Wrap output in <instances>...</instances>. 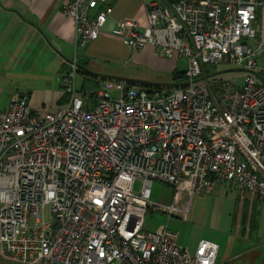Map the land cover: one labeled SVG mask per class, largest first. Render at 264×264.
<instances>
[{
    "label": "built area",
    "instance_id": "2783aa9c",
    "mask_svg": "<svg viewBox=\"0 0 264 264\" xmlns=\"http://www.w3.org/2000/svg\"><path fill=\"white\" fill-rule=\"evenodd\" d=\"M258 4L143 0L146 23L119 20L109 34L131 50L152 46L163 56L185 58L188 84L157 90L105 80L99 101L85 109L76 88L77 54L101 36L113 7L108 0L65 1L62 12L75 26L74 58L60 75L68 105L44 113L16 94L0 110V258L20 264H218L216 242L201 240L191 252L167 224L153 231L144 224L151 209L168 220L185 215L194 194L217 182L264 201ZM219 64L252 72L241 81H195L209 75L207 65ZM155 180L173 187L171 203L150 201ZM185 193L188 202L180 206Z\"/></svg>",
    "mask_w": 264,
    "mask_h": 264
},
{
    "label": "rangeland",
    "instance_id": "374dc122",
    "mask_svg": "<svg viewBox=\"0 0 264 264\" xmlns=\"http://www.w3.org/2000/svg\"><path fill=\"white\" fill-rule=\"evenodd\" d=\"M82 50L84 48L78 51L77 60L82 58ZM48 57L46 55L30 57L32 61L16 62L14 65L5 66L6 69L1 68V111L8 107L12 95L16 94L27 95L30 107L42 109L44 113L56 112L68 105L70 94L62 86L60 75L69 70L74 53L69 58L68 68L63 69L61 73V65ZM180 60V70H185L187 61L185 58ZM102 63L110 66L120 65L108 61ZM233 69L235 67L230 64L206 67L207 74L217 73L210 78L211 81L230 77L241 81L246 73L230 71ZM221 71L223 73L219 74L218 72ZM90 73L94 74L91 71ZM261 78L264 79V72ZM105 80L116 79L88 77L85 73L77 72L76 88L83 98L85 109H90L99 101L98 91L104 90ZM171 83L179 84L183 81L177 80ZM111 94L116 95L114 91H111ZM141 188V182L137 181L135 189L140 191ZM150 191V201L155 204H169L174 198L173 187L158 180L152 182ZM182 200L184 204L188 202L187 194H184ZM189 204V210L185 215H173L169 220L166 213L149 210L145 218V230L153 231L167 224L169 230L178 232L179 243H185L182 245L191 252L201 240L214 241L220 247L218 262L224 257L223 264H253L257 257L264 254L263 200L256 199L250 193L241 194L230 182H217L211 190L204 189L195 193ZM50 216L48 209L46 217ZM0 264L17 263L0 258Z\"/></svg>",
    "mask_w": 264,
    "mask_h": 264
},
{
    "label": "crops",
    "instance_id": "0c3cea01",
    "mask_svg": "<svg viewBox=\"0 0 264 264\" xmlns=\"http://www.w3.org/2000/svg\"><path fill=\"white\" fill-rule=\"evenodd\" d=\"M65 1L0 0V72L7 65L32 61L30 57L39 55L49 56L61 65L60 73L68 68L69 58L74 53L75 26L73 19L62 12ZM108 3L112 5L113 12L101 36L82 50L83 56L78 60L81 70L78 72L90 77L92 75L88 72L91 71L95 73L96 76H92L95 78L107 75L135 81L171 83V75L175 71H184L180 70L181 58L163 56L152 46L131 50L123 41L109 34L119 20L132 18L145 24L143 0H108ZM254 27L258 38L264 42V0H259ZM102 61L120 65H105ZM257 64L260 68L258 72L263 76L264 53L257 59ZM185 204L181 199L179 205ZM223 262L224 257L218 264ZM253 264H264V254L257 257Z\"/></svg>",
    "mask_w": 264,
    "mask_h": 264
},
{
    "label": "trees",
    "instance_id": "16d2710c",
    "mask_svg": "<svg viewBox=\"0 0 264 264\" xmlns=\"http://www.w3.org/2000/svg\"><path fill=\"white\" fill-rule=\"evenodd\" d=\"M79 70H81L80 67H79ZM88 74H90L92 76H96L95 74H92L90 72H88ZM172 77H173V81L182 80L183 83L186 82V76H185V72L184 71H175L173 73ZM128 82L131 85H134V86H142V87H145V88H148V89L161 90V89H165V88H171V87H168V86L152 85V84H149V83H140V82L135 81V80H129ZM181 87H185V85H183Z\"/></svg>",
    "mask_w": 264,
    "mask_h": 264
},
{
    "label": "water",
    "instance_id": "95a60500",
    "mask_svg": "<svg viewBox=\"0 0 264 264\" xmlns=\"http://www.w3.org/2000/svg\"><path fill=\"white\" fill-rule=\"evenodd\" d=\"M242 71V72H252V71H247L246 69H233V70H230V71ZM219 74H221V73H223V71H221V72H218ZM95 74V73H94ZM217 73H213V74H209V75H207L206 77H201V78H199V79H197V80H195L196 82L197 81H201V80H203V79H205V78H210V77H212V76H214V75H216ZM103 78L105 77V78H114V79H126V78H120V77H111V76H107V75H101ZM126 80H131V79H126ZM137 81V80H136ZM138 82H140V83H149V84H152V85H161V86H168V87H180V86H183V85H186V84H188V82H185V83H157V82H148V81H139L138 80Z\"/></svg>",
    "mask_w": 264,
    "mask_h": 264
}]
</instances>
